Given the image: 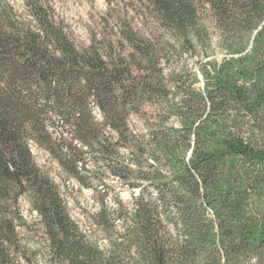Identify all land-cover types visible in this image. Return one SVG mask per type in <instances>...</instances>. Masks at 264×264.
Listing matches in <instances>:
<instances>
[{"label":"trees","instance_id":"obj_1","mask_svg":"<svg viewBox=\"0 0 264 264\" xmlns=\"http://www.w3.org/2000/svg\"><path fill=\"white\" fill-rule=\"evenodd\" d=\"M21 2L0 0V264H264V0H105L87 45ZM33 146L91 192L84 219Z\"/></svg>","mask_w":264,"mask_h":264},{"label":"rangeland","instance_id":"obj_2","mask_svg":"<svg viewBox=\"0 0 264 264\" xmlns=\"http://www.w3.org/2000/svg\"><path fill=\"white\" fill-rule=\"evenodd\" d=\"M57 13L68 23L73 37L77 42L87 45L90 41L91 30L100 27L101 15L106 9L105 0H49ZM20 7L21 0H14ZM216 38L214 37V41ZM215 47V56L221 58V53ZM37 163L47 170L54 181L59 185L66 197L74 217L84 219V211H93L91 192L80 187L73 179H69L59 168L57 163L47 152L36 146L32 147Z\"/></svg>","mask_w":264,"mask_h":264}]
</instances>
